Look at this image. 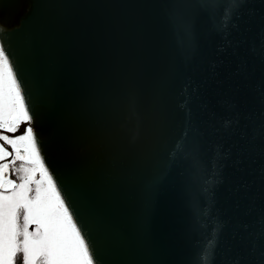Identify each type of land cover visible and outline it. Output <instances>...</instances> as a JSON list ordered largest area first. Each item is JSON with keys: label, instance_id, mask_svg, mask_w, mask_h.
I'll return each mask as SVG.
<instances>
[{"label": "water", "instance_id": "water-1", "mask_svg": "<svg viewBox=\"0 0 264 264\" xmlns=\"http://www.w3.org/2000/svg\"><path fill=\"white\" fill-rule=\"evenodd\" d=\"M0 47L98 264H264V0H0Z\"/></svg>", "mask_w": 264, "mask_h": 264}, {"label": "snow or ice", "instance_id": "snow-or-ice-1", "mask_svg": "<svg viewBox=\"0 0 264 264\" xmlns=\"http://www.w3.org/2000/svg\"><path fill=\"white\" fill-rule=\"evenodd\" d=\"M25 100L10 54L0 47V264H98L45 166Z\"/></svg>", "mask_w": 264, "mask_h": 264}, {"label": "flooded vegetation", "instance_id": "flooded-vegetation-1", "mask_svg": "<svg viewBox=\"0 0 264 264\" xmlns=\"http://www.w3.org/2000/svg\"><path fill=\"white\" fill-rule=\"evenodd\" d=\"M19 163V162H18Z\"/></svg>", "mask_w": 264, "mask_h": 264}]
</instances>
